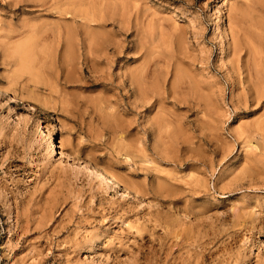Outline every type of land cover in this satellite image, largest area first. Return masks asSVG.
Masks as SVG:
<instances>
[{
  "label": "rangeland",
  "instance_id": "rangeland-1",
  "mask_svg": "<svg viewBox=\"0 0 264 264\" xmlns=\"http://www.w3.org/2000/svg\"><path fill=\"white\" fill-rule=\"evenodd\" d=\"M263 31L260 0H0V264H264Z\"/></svg>",
  "mask_w": 264,
  "mask_h": 264
},
{
  "label": "bare ground",
  "instance_id": "bare-ground-1",
  "mask_svg": "<svg viewBox=\"0 0 264 264\" xmlns=\"http://www.w3.org/2000/svg\"><path fill=\"white\" fill-rule=\"evenodd\" d=\"M246 1H247V0H246ZM250 1H251V0H250ZM260 1H263V2H264V0H260ZM251 3H252V2H251ZM254 3H255V1H254ZM262 4H263V3H262ZM245 5H246V4H245ZM248 5H250V4H248ZM251 5H252V4H251ZM246 6H247V5H246ZM253 7H254V6H253ZM255 7H256V5H255ZM258 7H259V6H258ZM96 9H97V8H96ZM231 10H232V9H231ZM231 10H230V11H231ZM249 13H250V12H249ZM84 15H85V13H84ZM228 16H229V14H228ZM82 17H83V16H82ZM230 19H231V18H230ZM232 19H233V18H232ZM262 28H263V27H262ZM263 32H264V31H263ZM259 33H260V32H259ZM231 34H232V33H231ZM231 36H232V35H231ZM234 37H235V36H234ZM243 37H244V36H243ZM232 38H233V37H232ZM259 38H260V36H259ZM234 40H235V39H234ZM237 40H238V39L236 38V41H237ZM261 40H262V39H261ZM236 41L233 42V39H232V42H231V47H232L231 49L233 50V51H232L233 54H234L235 52H237V51L239 52V49L242 47V45H241V47H240L239 44H236ZM232 44H233V46H232ZM88 45H89V44H88ZM247 45H248V44H247ZM249 46H251V45H249ZM249 48H250V47H248V49H249ZM251 49L253 50V47H252ZM259 49H260V48H259ZM262 49H263V48H262ZM256 50H257V49H256ZM259 51H260V50H259ZM238 52H237V53H238ZM247 52H249V51H247ZM247 52H246V53H247ZM251 52H252V51H251ZM256 52H257V51H256ZM256 52H255V49H254V52H253V53L255 54ZM235 54H236V53H235ZM247 54H248V53H247ZM247 54H246V56H247ZM250 54H251V53H250ZM233 56H234V55H233ZM238 56H240L239 53H238ZM248 56H249V55H248ZM254 56H255V55H253V57H254ZM263 56H264V55H263ZM263 56H262V55H261V56L258 55V59H257V58H256L257 60L255 59V61H256L257 63H255V61H254V64H253V66H252L253 69H254V71L252 70L253 73H254V72H255V73L257 72V74H258V75H261V76L263 75V73L260 74L261 72L259 71L258 68H260V66H262V65H260L261 63H259V61L261 60V58L264 59ZM235 57H236V55H235ZM256 57H257V56H256ZM240 58H241V57H240ZM251 58H252V55H251ZM235 59H236V58H235ZM237 60H238V59H237ZM237 60H236V61H237ZM251 60H252V59H251ZM241 61H242V60H241ZM262 61H263V60H262ZM262 61H261V62H262ZM242 62H243V61H242ZM242 62H241V63H242ZM263 62H264V61H263ZM258 63H259V66H255V65H258ZM247 64H248V63H247ZM249 65L251 66V64H249ZM263 65H264V63H263ZM247 66H248V65H247ZM254 66H255V67H254ZM248 67H249V66H248ZM257 67H258V68H257ZM237 69H238V68H237ZM250 69H251V68H250ZM261 69L263 70V68H261ZM250 71H251V70H250ZM252 71H251V72H252ZM245 72H246V71H245ZM247 72H248V70H247ZM247 72H246V73H247ZM251 72H250V73H251ZM247 74H248V73H247ZM257 74L255 75L256 77H258ZM243 76H244V75H243ZM261 76H260L259 78H260L261 80H264V79H263L264 76H263V78H261ZM252 77H254V76L252 75ZM259 78H258V80H259V81H258V82H259L258 84L260 85V79H259ZM249 80H251V79H249ZM245 81L248 82L247 80H245ZM246 82H245V83H246ZM247 84H248V83H247ZM249 84H250V83H249ZM261 84L263 85V84H264V81H262ZM250 85H251V84H250ZM253 85H254V84H253ZM245 87H246V86H245ZM252 87H254V86H252ZM261 87H262V86H261ZM263 87H264V85H263ZM260 89H263V88H260ZM260 89H259V90H260ZM249 90H252V89H248V92H249ZM253 90H254V91H251L252 94L250 93L251 95H250L249 98H250L251 100H254L253 102H255V100L258 101L259 98L262 97L263 94L261 95L260 91L257 90L256 88H253ZM247 94H248V93H247ZM262 98H263V97H262ZM255 103H257V102H255ZM258 105H259V104H258ZM260 105H261V104H260ZM262 110H263V109H262ZM262 110H261V111H262ZM261 121L264 123L263 119H262Z\"/></svg>",
  "mask_w": 264,
  "mask_h": 264
}]
</instances>
